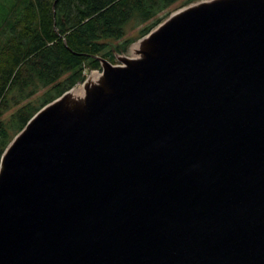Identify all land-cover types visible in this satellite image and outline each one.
I'll return each mask as SVG.
<instances>
[{"label":"water","instance_id":"obj_1","mask_svg":"<svg viewBox=\"0 0 264 264\" xmlns=\"http://www.w3.org/2000/svg\"><path fill=\"white\" fill-rule=\"evenodd\" d=\"M129 48L4 150L0 264H264V0L195 1Z\"/></svg>","mask_w":264,"mask_h":264},{"label":"trees","instance_id":"obj_2","mask_svg":"<svg viewBox=\"0 0 264 264\" xmlns=\"http://www.w3.org/2000/svg\"><path fill=\"white\" fill-rule=\"evenodd\" d=\"M13 1L0 30V158L38 110L82 83L85 69L100 70L91 56L114 61L110 52L103 53L110 46L106 41L122 39L132 20L153 21L142 31L143 37L180 0ZM130 43L125 42L117 54L125 52ZM40 88L47 91L34 107L26 101ZM12 109L5 121L4 114Z\"/></svg>","mask_w":264,"mask_h":264},{"label":"rangeland","instance_id":"obj_3","mask_svg":"<svg viewBox=\"0 0 264 264\" xmlns=\"http://www.w3.org/2000/svg\"><path fill=\"white\" fill-rule=\"evenodd\" d=\"M194 1H196V0H180V1H177L176 3H174L172 6H170L167 9V12H170V13L175 12L176 10H178L182 7H185L191 3H194ZM13 3H14L13 0H0V30L3 28V25H4L3 23L6 21L7 16L9 14V11H10L11 7L13 6ZM152 22L149 21L147 23H139L135 20H132L126 24L125 29H124V36L122 39H120L119 41H111V40L106 41V43H108L110 46H108L103 51V53L110 52L114 56V61L112 62V64H114V65L119 64L117 61L118 56L131 57V55H130L131 54V51H130L131 47L128 49V47L131 45V43L127 46V50L125 52L121 53L123 55L117 54L118 53L117 50H122V48L125 46L124 45L125 42L131 41L132 43H134L138 39H140L142 37L141 36L142 31H144L146 28H148L152 24ZM103 53H101V54H103ZM91 71H96V70L85 69L83 71L82 75H84L85 78H87L90 75ZM80 83H77V84L79 85ZM46 91H47L46 89H42V88L38 89V91L26 102H30L32 105H34V107H38L39 104L42 102V100H43L42 98L44 97V94ZM14 110L15 109H12L9 112H7L6 114H4L3 119L5 121H7L10 114Z\"/></svg>","mask_w":264,"mask_h":264},{"label":"bare ground","instance_id":"obj_4","mask_svg":"<svg viewBox=\"0 0 264 264\" xmlns=\"http://www.w3.org/2000/svg\"><path fill=\"white\" fill-rule=\"evenodd\" d=\"M93 77H92V75L90 76V79H92ZM81 88H78V90H80Z\"/></svg>","mask_w":264,"mask_h":264},{"label":"flooded vegetation","instance_id":"obj_5","mask_svg":"<svg viewBox=\"0 0 264 264\" xmlns=\"http://www.w3.org/2000/svg\"><path fill=\"white\" fill-rule=\"evenodd\" d=\"M112 63V62H111Z\"/></svg>","mask_w":264,"mask_h":264}]
</instances>
